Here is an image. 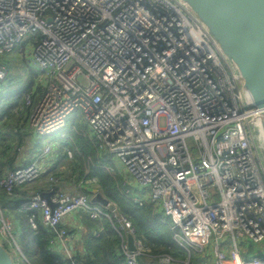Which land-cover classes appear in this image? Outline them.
Masks as SVG:
<instances>
[{
  "label": "built area",
  "instance_id": "1",
  "mask_svg": "<svg viewBox=\"0 0 264 264\" xmlns=\"http://www.w3.org/2000/svg\"><path fill=\"white\" fill-rule=\"evenodd\" d=\"M18 46L40 90L6 104L2 115L14 107L43 152L6 171L1 185L11 195L48 176L54 206L37 194L20 208L33 229L40 221L66 245L65 227L83 211L93 220H111L127 264H137L142 254L126 217L93 204L86 193L56 188L60 178L46 167L56 149L49 137L78 111L99 148L122 162L137 186L138 205L159 209L183 248L212 245L216 264H264V253L240 250V241L264 242L260 113L251 108L242 78L180 2L0 0V52ZM7 75L0 65V81ZM125 232L135 236L136 251L129 250ZM0 238L16 243L13 264L28 262L1 210ZM171 261L160 258L161 264Z\"/></svg>",
  "mask_w": 264,
  "mask_h": 264
},
{
  "label": "trees",
  "instance_id": "2",
  "mask_svg": "<svg viewBox=\"0 0 264 264\" xmlns=\"http://www.w3.org/2000/svg\"><path fill=\"white\" fill-rule=\"evenodd\" d=\"M16 49H20L19 46ZM21 55L22 53H18V59L22 63L21 71L26 75L25 80L23 73L17 71L13 62H8L9 64L4 66L8 71L6 80L10 81L12 78H16L17 82L22 84L19 90L11 95L17 98H21L33 89L40 90V87L36 88V73L28 67L24 56ZM12 110L13 108L9 110L8 115L13 113ZM78 129H71L73 142L69 143V148L74 154L72 157L73 165L78 173L76 183L90 181L93 186H88L96 188L109 200L110 208L105 210L109 212L110 209H115L119 215L126 217L132 223L136 230V237L145 245L143 253L138 256L137 264H160L159 260L162 255H170L177 261H185L187 252L173 239L170 221L165 219L159 209L150 203H145L141 207L138 206L133 195L125 192L122 179L103 166L102 163L107 164L106 159L109 156L101 157L89 138L80 134ZM1 135H3L2 132H0ZM2 163L1 161L0 165ZM5 173L4 169L0 167V210L6 220L11 216L20 220L21 235L18 244L28 261L23 260V264H75V260L82 264H127L126 258L119 248L121 238L116 233L112 222L107 218L103 219L104 231L98 237L102 242L100 248L93 249L83 255L76 254L71 258L56 252L53 248L55 242L58 241L56 230L45 227L40 221H38V228L33 229L26 214L20 211L24 202L37 194H41L51 185L48 176H44L37 182L30 183L23 188H16L9 195L1 185ZM94 178L96 182L92 181ZM63 187L61 184L56 185V188L61 190H64ZM87 189H84V192L91 201L94 193ZM70 194L72 196L78 195L76 191ZM60 229L61 226L57 230L60 231ZM3 245L5 246V244Z\"/></svg>",
  "mask_w": 264,
  "mask_h": 264
},
{
  "label": "water",
  "instance_id": "3",
  "mask_svg": "<svg viewBox=\"0 0 264 264\" xmlns=\"http://www.w3.org/2000/svg\"><path fill=\"white\" fill-rule=\"evenodd\" d=\"M177 1L202 24L242 78V88L251 108L260 113L264 139V0ZM53 192L41 193L40 197L50 202ZM92 202L110 206L109 200L101 193H96ZM127 238L129 250L136 251L135 236L128 233ZM74 263L82 264L78 260ZM0 264H13L11 253L1 242Z\"/></svg>",
  "mask_w": 264,
  "mask_h": 264
},
{
  "label": "crops",
  "instance_id": "4",
  "mask_svg": "<svg viewBox=\"0 0 264 264\" xmlns=\"http://www.w3.org/2000/svg\"><path fill=\"white\" fill-rule=\"evenodd\" d=\"M3 109H4V106L2 107V112L0 113V132L3 131L2 132L3 135H1L0 137H4V133H5L4 130L9 127L10 128V133H12L14 135L15 139H16L15 140V146L16 147H18V146L21 147L22 151L24 149V146H26V148H28L27 152H25L24 155H22V153H21L22 151L14 153L15 152V148H14L13 149L14 152L11 153V150L7 151V146L6 147L4 146L5 150L2 149V154H1V161L3 163H2V165H0V167L2 169H4V173H5L6 171H10V170L16 169L17 167H22V166L27 165L28 162L30 161V159L33 156L32 154L35 153V155H37V152H35L34 147L37 146V143L40 142V140L34 135L32 130L29 128V125L21 124V122H24L25 120L23 121V120H19L18 119V117H17V115L15 113L14 107H13V110H12L13 113L11 115L9 114V115L5 116L4 118H3V115H2L3 114ZM8 113H9V111H8ZM3 121H5V122L3 123ZM72 121H73V124H72V128L71 129L75 130V129H77L76 128V124L80 123L79 122V117L75 116ZM80 121H81V123L84 126H87L86 130H85V133L82 134V135H85V136H87L89 138V140L92 142L95 150L97 151V153H99V155L101 157L109 156L108 159H106L107 163H108V164H106V168L112 174H114V175H116V176H118V177H120L122 179L121 182L123 181L122 183H123V188L125 189V192H126V188L131 189L133 191L132 193H127V192L126 193L127 194H132L133 197H134V191H135V189H137V186H136L135 183H133L131 177L127 173V171L124 168L122 162L113 153H111L110 151L100 149L99 145H98V141L94 140L92 138L91 130H90L87 122L84 120V118L83 119L81 118ZM2 124H4V125L2 126ZM67 125H68V122H67ZM79 130L80 129H78V131ZM65 137H68V134ZM36 140H37V142H36ZM4 144H5V141L3 140L2 141V145H4ZM57 146H60V145L56 144V149H55L56 152L58 151ZM60 148L62 150V151L60 150L61 151V157L60 158H58V154L54 153V155H51V156L47 157L48 159L46 161V163H47L46 167H49V168L53 167L54 168V172L56 170L60 171V172H56L57 174L58 173L59 174L62 173V171H63L62 169L64 167H66V164H64V158H66V156H63L64 149L62 147H60ZM72 157H73V155L71 156V158ZM60 160H63L62 164H60ZM56 173H54V175ZM92 181L96 182V179L94 178V179H92ZM60 184L62 185V187L64 186L63 187L64 190H62V191H65V192H67L69 194L71 192H73V191H76L77 194L86 193V192H84V189H87L88 187L89 188L87 190H91V192H93L94 195L96 193H100V192H98V190L96 188L94 189V188H90V186H88V185H92V183L90 181H87L86 183L80 182V183H77L75 185H73L71 183L73 185V187H71L72 185L69 187L66 183H64V181L62 179H60V181H59V183L57 185H60ZM52 188H54V185L51 184V185H49V187H47V189L44 192H50V191H52ZM44 192H42V193H44ZM134 201H135V198H134ZM91 202H92V199H91ZM135 203L138 205V203L136 201H135ZM93 204H95V203H93ZM100 206H102V205H100ZM105 208L108 210L110 208V206L109 207H105ZM111 210H114V209H110L109 213L111 212ZM3 217H4V215H3ZM103 219L93 220V219H90V217H88V215L86 213H84L83 211H78L72 217L71 222L68 221V225L65 227L67 229V231H68V237H67L66 245H64L58 239V241H56L55 244L53 245V248L55 249L56 252L61 253L62 255L66 256V257H70V258L75 256L76 254L83 255V254H86V253L90 252L93 249L100 248L102 246V242L98 239V237L104 231ZM107 219H109V218H107ZM6 221L8 223H10L11 225H12L11 222L14 221L15 222L14 227L16 226L17 229L20 228V226H19L21 224L20 220L16 219L14 216H11ZM12 227H13V225H12ZM170 227H171V224H170ZM13 230H14V228H13ZM127 234L128 233H126V232L124 234V241L126 243L128 242ZM119 237L121 238L120 239V243H119V248H120V251H122L121 247H122L123 238L120 235H119ZM173 239L175 240L174 231H173ZM0 242L1 243L4 242L3 238L1 239ZM144 249H145V245L143 244L142 253H143ZM183 249L187 252V259L185 261H179V260L177 261V260L173 259L170 255H162L161 257H163V256L170 257L172 259V261L169 264H186L187 263L186 261H188L189 264H191V263L192 264H195V263L196 264H205L206 263V262H201L198 259H195V261L193 262L192 261L191 250H194V249H189V250H186L185 248H183ZM194 251L201 252V251H198V250H194ZM248 252H249L250 255H254L252 251H248ZM243 254L246 255V252H243ZM206 258H207V262H210V264H216L213 252H212L211 255H208ZM183 262H186V263H183ZM159 263H160V260H159Z\"/></svg>",
  "mask_w": 264,
  "mask_h": 264
},
{
  "label": "rangeland",
  "instance_id": "5",
  "mask_svg": "<svg viewBox=\"0 0 264 264\" xmlns=\"http://www.w3.org/2000/svg\"><path fill=\"white\" fill-rule=\"evenodd\" d=\"M18 51V52H17ZM18 53H20V49H16L15 51H11V52H0V65H3L6 67V65H8L10 62H13L16 66V69L18 72L23 73L21 71V67H22V63L21 61L18 59ZM23 55V54H22ZM21 55V56H22ZM23 57V56H22ZM9 62V63H8ZM13 70V69H12ZM24 76V80L26 79V75L23 73ZM22 86V84H20L19 82H17L16 78H12L10 81L9 80H4V81H0V113L2 112V107L6 104H13L16 100L17 97L11 96L13 93L17 92V90H19V88ZM77 116L79 117V122L76 124V128L80 129L79 133L80 134H84L86 127L81 123V118L82 114L81 112L76 111L75 113H73L68 120V125L66 126V128L59 133L58 135H53L51 137H49V140L51 141V143L54 145L55 144H59L60 146H57L58 151L56 152V150H54V152L51 155H54V153L58 154V158L61 157V148L62 147L64 149L63 152V156H66V158H64V164H66V167H64L62 170V173H56V172H60L58 170L55 171V175L60 177V179H62L64 181V183H66L69 187L73 184H77V180H78V173L76 172L74 165H73V161L71 158V155H74L73 152L70 150L69 148V143L73 142V135L70 133L71 132V128H72V124H73V119L74 117ZM4 137H0V161H1V154H2V149L5 150V147L7 146V151L11 150V153L14 152L13 149H16L15 146V137L12 133H10V128L8 127L7 129L4 130ZM68 137H65L67 136ZM64 135V136H63ZM5 141V144L2 145V141ZM37 142V140H36ZM257 142H258V146H259V152L262 156L263 162H264V139L261 137V133H259V129H257ZM2 146V147H1ZM5 146V147H4ZM18 149V148H17ZM16 149V150H17ZM26 146H24L23 151L21 152L22 155H24L25 152H27ZM61 150V151H60ZM35 151L37 152V156H39L41 154V152H43V146L40 142L37 143V146L35 148ZM63 163V160H60V164ZM104 167H106L105 163H102ZM108 164V163H107ZM72 183V184H71ZM65 184V185H66ZM73 185L71 187H73ZM13 225V234L15 237V240L18 243V240L20 238L21 235V228L17 229L15 225V222L12 221L11 222ZM1 241V238H0ZM5 246L7 248V250L11 253L12 257H15L17 255V246L16 243L14 241L9 242L10 244H6L7 240H5V238L3 239ZM241 247L240 250L241 251H245L246 248L249 249V251H252L254 256H258V255H263L264 253V242L257 244V247L253 248V242H249V241H240ZM247 244V245H246ZM212 245H209L207 247H205V249L201 252H196L194 250H191V255H192V261L194 262L195 259H198L201 262H206L205 264H210V262H207V256L212 254ZM187 262V263H186ZM183 262L186 264H189L188 261ZM192 264V263H191ZM196 264V263H195Z\"/></svg>",
  "mask_w": 264,
  "mask_h": 264
}]
</instances>
